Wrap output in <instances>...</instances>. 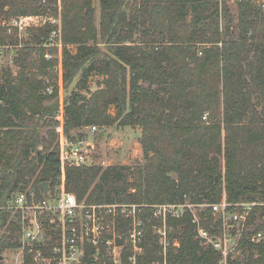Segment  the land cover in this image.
Instances as JSON below:
<instances>
[{
	"label": "trees",
	"instance_id": "trees-1",
	"mask_svg": "<svg viewBox=\"0 0 264 264\" xmlns=\"http://www.w3.org/2000/svg\"><path fill=\"white\" fill-rule=\"evenodd\" d=\"M95 1L61 0V41L76 47L62 52L61 98L47 72L57 60H46L44 45L54 28L39 25L56 0H0V21L24 16L28 32L16 78L7 68L0 77V204L29 187L43 199L41 183L54 193L62 105L72 142L84 138V127L140 129L142 163L64 168L65 189L78 202L215 204L224 189L229 204L255 203L240 240L242 257L228 264H264V11L251 0L237 1L236 16L225 0H98L97 29ZM15 41L0 25V43ZM94 75L102 87L86 97L80 91H89ZM41 127L51 130L41 135ZM9 218L0 256L19 248L20 214L0 212L1 220ZM166 224L169 240L178 242L167 264H217L219 254L196 238L189 213ZM200 225L211 235L221 230L210 208L200 213ZM255 233L263 237L252 243ZM142 247L137 264H162L148 228ZM24 264H34L31 255Z\"/></svg>",
	"mask_w": 264,
	"mask_h": 264
},
{
	"label": "built area",
	"instance_id": "built-area-1",
	"mask_svg": "<svg viewBox=\"0 0 264 264\" xmlns=\"http://www.w3.org/2000/svg\"><path fill=\"white\" fill-rule=\"evenodd\" d=\"M251 3L258 10L264 11V0H251ZM46 24L54 28L51 39L61 36L59 16H49L46 12L39 17V25ZM0 25L8 35L13 34L16 38L13 43H0L1 70L7 66L12 67L17 51L27 46V18L20 16L2 19ZM51 44L50 40L49 45ZM47 92L51 93V90L48 88ZM56 121L61 175L54 193L50 194L48 191L43 199H37L31 189L18 191L12 193L5 204H0V212L20 214L16 264H24L25 254L32 256L34 264H137V256L143 252L142 244L147 228L157 238L163 256L162 264H167L169 247H178L177 241L169 240L167 219L181 218L186 213L191 215L196 225V238L219 254L221 264H228L229 258H235V253L240 254V240L247 229L248 217L255 203L229 204L225 191L221 200L215 204H193L187 200L180 204L155 205H98L78 202L75 195L65 189L64 168L88 166L90 144L83 140L72 142L67 139L64 134L62 107ZM88 129L92 134L96 131L95 126ZM198 207L204 210L210 208L212 216L219 218L221 230L216 235H211L200 225V214L193 211ZM144 208L149 209L147 217L143 213ZM11 221V218L7 221L0 219V232L5 231ZM262 237V233H255L248 239L257 243ZM126 251L128 255L124 262L123 254ZM2 262L3 256H0V264Z\"/></svg>",
	"mask_w": 264,
	"mask_h": 264
},
{
	"label": "rangeland",
	"instance_id": "rangeland-1",
	"mask_svg": "<svg viewBox=\"0 0 264 264\" xmlns=\"http://www.w3.org/2000/svg\"><path fill=\"white\" fill-rule=\"evenodd\" d=\"M237 1H240V0H225V6L229 8L230 13L234 16H236ZM253 6L256 8L255 5ZM93 7L96 8L95 26L98 29L99 28L98 0L93 2ZM48 9L49 10L47 12L49 16H53V17L59 16L60 17L61 28H62L63 24H62L61 0H56V3L52 5L51 7H49ZM12 18H16V17H12ZM3 19L6 20L8 18H3ZM5 35L9 37L13 36V34L8 35L7 31H5ZM135 38H137V36ZM50 40L53 44L51 45L44 44L46 48L45 54H47L46 60L49 61L55 58L57 61H55L56 62L55 66L47 69V72L51 74V78H53L56 84L59 86V94H60V97L62 98V95H63L62 77H61L62 52H63V49L66 47L68 50L74 53L76 51V47L75 45H64L63 42L61 41V36L59 38H52V39H51V36H49L48 41L50 42ZM56 45H58V47ZM48 49L49 50L56 49V54L51 55ZM3 70H5V68H2L0 70V77H1V74L3 73ZM7 70L11 72V75L14 80L18 72L17 64L14 62V65L12 67L7 66ZM38 79L40 80V75L38 76ZM102 80L103 78L100 76H97V75L91 76L88 82L89 91L88 92L80 91L81 94L85 95L86 97H89L90 93H94L95 91H97L98 89L102 87ZM143 86L147 87V83L146 84L144 83ZM60 107L63 108V106H60ZM110 108L112 109V107ZM63 125H64V115H63ZM95 127H96V131L93 134L91 133L90 129H88V127L86 128L84 127L81 130V133L84 135V138L77 140V141L83 140L85 143L90 144V147L88 148V153H87L89 165L91 166L99 165L105 168L111 165L133 166L138 162L139 163L143 162L144 160L143 154H142L141 146L139 144L140 129L137 126L118 127L116 125H113L110 127H98V126H95ZM49 130H51L49 127H41L40 134L46 135L47 131ZM28 189H30V187ZM223 192H224V189H223ZM223 192H222V195H223ZM202 210L204 209L198 207V208H195L193 211L195 214L197 213V215H199L202 212ZM170 232H171V229H170ZM2 256H3L2 264H16L17 262L15 260V256H16L15 250L5 251ZM161 256H162V253H161ZM233 257L241 258L242 256H240L239 253H235ZM217 264H221V263L218 261Z\"/></svg>",
	"mask_w": 264,
	"mask_h": 264
},
{
	"label": "water",
	"instance_id": "water-1",
	"mask_svg": "<svg viewBox=\"0 0 264 264\" xmlns=\"http://www.w3.org/2000/svg\"><path fill=\"white\" fill-rule=\"evenodd\" d=\"M39 188H40L42 194H43L44 196H46L47 193H48V183H41V184L39 185Z\"/></svg>",
	"mask_w": 264,
	"mask_h": 264
}]
</instances>
